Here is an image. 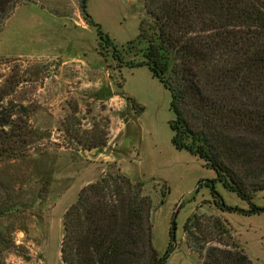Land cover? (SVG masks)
<instances>
[{"label":"rangeland","instance_id":"374dc122","mask_svg":"<svg viewBox=\"0 0 264 264\" xmlns=\"http://www.w3.org/2000/svg\"><path fill=\"white\" fill-rule=\"evenodd\" d=\"M31 1L0 25V96L11 92L1 104L25 106L33 130L19 157L0 162V250L6 264H63L67 210L83 188L119 170L152 199L153 241L161 256L177 212V247L167 264L204 263L206 251L200 256L190 248L185 231L196 215L226 221L232 240L224 243H237L254 264H264V212L247 215L214 204L202 181L215 180L216 172L172 145L170 91L147 67L128 65L142 61L141 26L153 24L142 0H88L96 26L84 22L80 0ZM99 32L117 46L116 60L113 49L100 44ZM122 122L126 127L115 140ZM75 132L84 140L107 138V146L115 140L106 155L120 164L99 159L107 146L79 147ZM215 187L228 207L250 210L222 183ZM252 202L264 209V191ZM203 223L209 228L205 234L194 230L197 242L205 249L218 246L213 225Z\"/></svg>","mask_w":264,"mask_h":264},{"label":"trees","instance_id":"16d2710c","mask_svg":"<svg viewBox=\"0 0 264 264\" xmlns=\"http://www.w3.org/2000/svg\"><path fill=\"white\" fill-rule=\"evenodd\" d=\"M87 1L79 2L81 15L88 26H96L86 11ZM142 2L153 24L141 26L142 61L128 65L147 67L170 91L175 116L170 122L172 145L199 157L216 172L215 180L202 182L211 189L219 209L263 213L252 201L264 191V0ZM30 3L0 0V25L18 7ZM99 36L101 45L113 49L116 60L117 46L101 32ZM2 94L0 162L19 157L33 134L28 109L3 106L11 92ZM106 139L84 140L76 133L74 141L91 151L107 146ZM217 182L248 201L250 210L228 207L216 190ZM152 210L143 185L120 170L83 188L64 216L63 264H167L177 247V212L171 221L170 244L161 256L153 241ZM203 221L213 225L218 246L205 249L197 242L201 239L195 231L205 234L209 228ZM185 231L190 248L200 256L206 251L203 264H254L237 243H224L226 238L232 240V229L219 217L196 215ZM0 264H6L2 250Z\"/></svg>","mask_w":264,"mask_h":264},{"label":"crops","instance_id":"0c3cea01","mask_svg":"<svg viewBox=\"0 0 264 264\" xmlns=\"http://www.w3.org/2000/svg\"><path fill=\"white\" fill-rule=\"evenodd\" d=\"M22 6L18 7L14 13L11 15V17L15 14V12L21 8ZM11 17L6 21V23L9 22V20L11 19ZM84 20V19H83ZM85 22V21H84ZM87 25V24H86ZM88 26V25H87ZM85 27V26H84ZM123 125L117 130V136L114 137L115 140H117L119 138V136L123 133V130L124 128L126 127V124L124 122H122ZM113 132V131H112ZM113 134H111V137H112ZM115 140H110V143L106 148H104V152L100 154V157L99 159H101V161H105V163H108V162H113V161H117L115 158L112 159L111 157H109L108 155H106V151L108 149V147H110L112 145V141H115ZM103 148H100V149H97V150H101ZM93 153V152H92ZM118 162V161H117ZM118 164H120V162H118ZM248 255V254H247ZM249 256V255H248ZM60 258H61V252H60ZM62 261V260H61Z\"/></svg>","mask_w":264,"mask_h":264},{"label":"water","instance_id":"95a60500","mask_svg":"<svg viewBox=\"0 0 264 264\" xmlns=\"http://www.w3.org/2000/svg\"><path fill=\"white\" fill-rule=\"evenodd\" d=\"M112 96V92H111V88H108L106 91V97H111Z\"/></svg>","mask_w":264,"mask_h":264},{"label":"clouds","instance_id":"9594fccd","mask_svg":"<svg viewBox=\"0 0 264 264\" xmlns=\"http://www.w3.org/2000/svg\"><path fill=\"white\" fill-rule=\"evenodd\" d=\"M21 235H22V234H21ZM17 243H20V240H19V239L17 240ZM13 259H14V258H13Z\"/></svg>","mask_w":264,"mask_h":264}]
</instances>
